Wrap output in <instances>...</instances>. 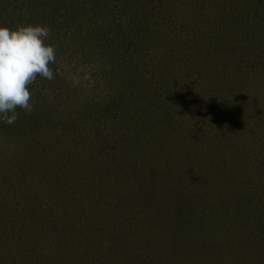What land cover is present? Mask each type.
<instances>
[{
	"label": "trees",
	"instance_id": "1",
	"mask_svg": "<svg viewBox=\"0 0 264 264\" xmlns=\"http://www.w3.org/2000/svg\"><path fill=\"white\" fill-rule=\"evenodd\" d=\"M115 8L137 21L106 26L109 0H0V26H46L56 49L32 112L0 121V264H263L264 0ZM104 37L109 96L73 111L58 61Z\"/></svg>",
	"mask_w": 264,
	"mask_h": 264
},
{
	"label": "clouds",
	"instance_id": "2",
	"mask_svg": "<svg viewBox=\"0 0 264 264\" xmlns=\"http://www.w3.org/2000/svg\"><path fill=\"white\" fill-rule=\"evenodd\" d=\"M50 28L39 24L0 26V121L13 124L17 109L33 110L29 86L38 77L54 79L50 64L56 62V49L45 41Z\"/></svg>",
	"mask_w": 264,
	"mask_h": 264
},
{
	"label": "rangeland",
	"instance_id": "3",
	"mask_svg": "<svg viewBox=\"0 0 264 264\" xmlns=\"http://www.w3.org/2000/svg\"><path fill=\"white\" fill-rule=\"evenodd\" d=\"M118 0H109L110 2V9L108 13L106 14V17L108 18L106 22V26L110 25V20L114 23L116 22H121V24H126L127 20H131L130 18L133 19L132 15H130L124 8L119 11L117 8H115L116 3ZM133 21H137V19H133ZM106 30V29H105ZM110 30V28L108 29ZM117 38H114L115 43ZM102 47L100 48V45L97 43L99 46L98 50H96V55L95 54H79V53H74L72 58L68 59H62L58 61V66H59V75L61 80L65 81L63 90L65 91L64 94L71 95V105H72V110L74 111L76 107H83V105H88L89 107H93V100L95 99L96 102H102L103 98H107L110 93V87L106 84L105 80V75L107 70L112 68L110 66L111 60L110 56H108L107 52H110L112 48L115 45H108L105 42V37L102 39ZM111 46V47H110ZM64 58V56H62ZM112 57H115V54L112 55ZM114 64V63H113ZM68 97H66L67 99ZM62 102V99H61ZM87 102V103H86ZM86 103V104H85ZM87 117V116H86ZM86 123L84 122L83 128L81 129V133L84 134L83 137H86L83 142L84 146L82 148L85 149V152L82 154L84 157L82 160L78 159L77 155L74 156V162L73 167L68 166V170L65 172L63 175L64 177L69 175L68 180H70L72 186L70 187L71 189H74L73 186H77V184L80 182L79 181V176L81 177L86 176L88 174V166L90 164V160L94 158L92 156L91 150L89 148V145H91V142L93 141V138L87 137L91 127L92 118L85 119ZM94 123V122H93ZM86 134V135H85ZM82 144V143H81ZM81 148V150H82ZM167 152H171L170 148L169 151L166 150ZM172 153V152H171ZM92 156V157H91ZM103 156L99 157L101 159L100 163L102 165L106 164L107 159L102 158ZM61 162L63 165H65V160L64 157H60ZM69 162V159H67V163ZM89 162V163H88ZM99 162V161H97ZM71 162L69 163V165ZM109 164V163H108ZM125 168V167H124ZM122 168V169H124ZM119 170V169H118ZM126 170V168H125ZM121 171V170H120ZM257 171V170H255ZM255 171L252 173L254 174ZM251 175V173H249ZM65 178H63L64 180ZM106 179V178H105ZM102 177L99 175L98 181H102ZM75 190V189H74ZM262 255H264L262 253ZM261 264L259 260L255 261H248V263H243V264ZM264 264V263H263Z\"/></svg>",
	"mask_w": 264,
	"mask_h": 264
}]
</instances>
